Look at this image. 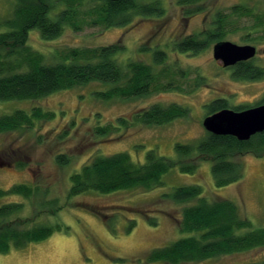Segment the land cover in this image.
<instances>
[{
  "label": "rangeland",
  "instance_id": "1",
  "mask_svg": "<svg viewBox=\"0 0 264 264\" xmlns=\"http://www.w3.org/2000/svg\"><path fill=\"white\" fill-rule=\"evenodd\" d=\"M45 1L53 6L51 16L54 17L63 8L61 3L68 0ZM253 2L255 0H189L186 4L182 0H136L138 5H158L162 14L158 16L147 11L133 17L129 25L110 28L92 25L93 18L82 15L92 7L91 3L79 8L81 15L78 14L79 24H76L79 29L64 25L60 35L52 40L43 39L35 30L28 33L27 45L43 56L45 64L60 61L71 49L119 44L123 49L116 57L121 65L125 66L129 61L152 64V52L161 50L166 52V64L182 76L175 78L179 90L131 100L118 97L102 100L94 92L107 91L111 84L94 82L39 100H0V115L16 110L30 114L33 108L53 114L50 119L35 120L31 129L23 127L0 132V163H3L0 165V189L6 190L17 184L37 187L46 191L47 200L58 199L62 205L59 211L50 214L49 210L38 211L35 198L10 195L0 199V205L21 203L20 217L30 220L28 227L57 226L43 241L0 254V264H166L149 262L147 256L155 248L188 236L179 230L177 223L182 208L188 204L174 203L162 195L193 184L201 186L203 196L208 200L234 202L252 228H264V155L237 156L235 160L242 164L243 178L220 188L214 185L210 161H203L194 173H181L177 167L171 169L162 177L163 185L148 192H88L67 197L70 176L97 155L126 152L133 161L143 163L147 151L155 150L158 155L175 160L176 144H196L205 137L202 120L207 114L205 106L211 101L223 99L229 109L253 107L261 102L264 77L256 82L233 79L231 71L223 69L213 59V43L194 55L178 53L175 48L182 38L198 37L210 31L212 14L214 17L226 15L232 6L240 4L256 5L264 10V2ZM15 5L16 0H0V34L7 31L4 22L12 18ZM196 9L200 11L198 17L187 24L178 21L187 11ZM204 13L207 17L202 19ZM229 19L223 41L236 45L253 42L261 55L264 42H258V35L246 36L249 32L245 27L249 26L247 18ZM4 52L5 49H0L2 55ZM254 63L264 67V57L255 59ZM154 104L164 107L177 104L187 108L188 114L163 126L135 124L109 137L94 134L95 127L114 124L118 117L130 121L135 113ZM58 153L70 157L69 163L59 166L55 162ZM5 162H8L7 166ZM20 162L23 167L17 166ZM92 208L95 209L93 212ZM144 211L150 213L148 215L155 219L156 225L144 218ZM130 221L135 225L128 230ZM263 261L264 247H260L183 264H258Z\"/></svg>",
  "mask_w": 264,
  "mask_h": 264
},
{
  "label": "trees",
  "instance_id": "2",
  "mask_svg": "<svg viewBox=\"0 0 264 264\" xmlns=\"http://www.w3.org/2000/svg\"><path fill=\"white\" fill-rule=\"evenodd\" d=\"M91 3L92 7L82 15L92 17V25H100L103 28L129 25L133 17L147 11L158 16L162 14L158 5H138L136 0H68L61 3L63 8L52 17L53 6L45 0H16L12 18L4 22L7 31L0 34V49H5L3 55L0 53L1 101L39 100L56 92L93 82L111 84L107 91L94 92V95L102 100L115 97L131 100L152 93L180 89L175 78L182 75L166 64L165 51H153L152 64L129 61L123 66L116 57L121 53L122 45L110 44L98 48L71 49L60 61L45 64L43 56L32 51L27 45L28 33L33 30L43 39L52 40L60 35L64 25L79 29L76 25L79 24V8ZM235 11L243 16L246 14L243 5L236 6ZM255 20L252 26H259V23L262 25L264 16H257ZM225 22V17H217L214 27L205 33L206 40H223L228 31ZM259 39H264V27ZM202 45L197 36H189L176 43L175 48L182 53H196L204 47ZM231 76L238 81H256L261 79L264 73L251 71L243 64L236 68ZM198 85L199 79L196 83V86ZM261 103H264V98L259 104ZM205 107L206 116L228 108L223 99L213 100ZM245 108L247 107L239 106L232 110L241 111ZM187 114V108L177 104L167 107L154 104L135 113L130 121L118 117L114 124L97 126L94 128V134L109 137L114 132L135 124L163 126ZM52 116L53 114L44 113L39 108H33L30 114L16 110L11 114L0 115V132L15 131L23 127L31 129L35 120L43 121ZM174 148L177 157L175 160L160 156L155 150H149L143 163L133 161L126 152L97 155L70 176L67 197L88 192H148L160 188L163 185L162 177L171 169L177 167L181 173L190 174L196 172L203 161L211 163L214 185L218 188L228 186L243 178L242 164L235 160L237 156L264 155V132L252 136L248 141H238L232 136H217L206 132L205 137L196 144H176ZM69 161L70 157L64 153L55 155V162L59 166H65ZM5 163L7 166L8 162ZM20 163H17V166L23 167V163ZM45 193L46 191L37 187L17 184L6 190L0 189V199L10 195H22L26 199L35 198L38 211L49 210L50 214L56 213L62 205L58 199L47 200ZM162 196L174 203L188 204L182 208L181 218L177 220L179 230L188 236L165 247L153 249L147 256L149 262L198 263L264 247V228H252L250 221L234 202L226 199L208 200L203 196L201 186L196 184L175 188ZM22 207L21 203L0 205V254L43 241L57 229V226L42 224L28 227L30 220L20 217ZM90 210L93 212L95 209ZM144 213V218L148 219L151 225H156L155 219L149 217L150 213ZM134 225L135 222L130 221L128 230ZM258 264H264V261Z\"/></svg>",
  "mask_w": 264,
  "mask_h": 264
},
{
  "label": "water",
  "instance_id": "3",
  "mask_svg": "<svg viewBox=\"0 0 264 264\" xmlns=\"http://www.w3.org/2000/svg\"><path fill=\"white\" fill-rule=\"evenodd\" d=\"M133 1V0H110ZM253 46H238L229 41L214 45L213 58L220 61L223 67L235 65L255 56ZM206 132L217 136H232L238 141H248L252 136L264 132V104L241 111L222 109L202 120Z\"/></svg>",
  "mask_w": 264,
  "mask_h": 264
},
{
  "label": "flooded vegetation",
  "instance_id": "4",
  "mask_svg": "<svg viewBox=\"0 0 264 264\" xmlns=\"http://www.w3.org/2000/svg\"><path fill=\"white\" fill-rule=\"evenodd\" d=\"M182 1H184V3H188L189 2V0H182ZM193 0H190V2H192ZM255 2H260V3H263L264 2V0H255ZM255 2H253V4H256ZM240 5H243V6H245V8H246V14H244V16L243 15H241V14H238L236 11L234 12V9H235V7L236 6H238V5H235V6H232L231 7V9L229 10V12H228V14H226V15H220V14H216V16L214 17V14H212V15H210V16H212V18H211V22H210V24H211V26H210V28L212 29L213 27H214V24H215V22H216V19H217V17H225V19H226V24L228 25V23H230L229 21H227V19H231L232 17H234V18H239V19H243V18H247L246 20L248 21V23H249V26H245V27H247V31H249V32H247L246 33V36H253V35H255V36H257V39L259 40V37H260V35H261V32L263 31V27H264V23L261 25L259 22V26H252V24H254L255 23V18L257 17V16H260V15H262V16H264V10H261V9H259V8H256V5H253V6H250V5H248V4H240ZM252 5V4H251ZM208 13V12H207ZM198 15H200V11L198 10V9H196V10H194V11H187L185 14H184V16H182V17H179L178 18V21L179 22H185L186 24L188 23V22H190L191 20H193V19H195L196 17H198ZM205 17H207V15L204 13L203 15H201V18L202 19H204ZM208 17H209V15H208ZM229 19V20H230ZM262 21H264V20H262ZM251 26H252V28H251ZM210 29V30H211ZM253 29V30H252ZM206 33V32H205ZM206 35L205 34H203V33H201L198 37H197V40L198 41H201L202 43H203V45H204V47H202L201 48V50L202 49H204V48H206L207 47V45H211V43H213V46H212V57H213V47H214V45L215 44H217V43H219V42H222L223 40H219V41H217V40H213V41H209V40H206ZM187 38V37H186ZM186 38H182V40L183 39H186ZM254 40H256V39H254ZM253 40V41H254ZM263 40V42H264V39H260L258 42H261ZM180 42V41H179ZM179 42H177V43H179ZM232 43V42H231ZM202 45V46H203ZM238 46H244V45H248V46H253L254 48H255V56L253 57V58H251V59H249V60H246V61H240V62H238V63H236L235 65H232V66H229V67H223L222 66V63L220 62V61H216L217 62V64H219L223 69H227V70H230L231 71V74L234 72V70L236 69V68H238V67H240V66H243V64L244 65H247L248 67H249V69H251V71H258V72H261V73H264V67H261V65H259V64H257V63H254V60L255 59H258V58H261L262 56L264 57V47L262 48V50H261V55H259V53H258V51H259V48H258V46L257 45H255L253 42H250V41H248V43H247V41H245V43H243V44H237ZM200 50V51H201ZM200 51H197L196 53H193V52H191V51H188V52H184V54H197V53H200ZM176 52H178V53H182V52H179V51H177L176 50ZM214 59V58H213ZM264 77V76H263ZM262 77V78H263ZM261 78V79H262ZM258 80H260V79H258ZM258 80H256V81H258ZM256 81H248V82H256ZM264 104V103H263ZM258 105H262V103L261 104H257V105H255V106H258ZM255 106H253V107H255ZM247 108H252V107H247ZM247 108H245V109H247ZM244 110V109H243Z\"/></svg>",
  "mask_w": 264,
  "mask_h": 264
}]
</instances>
